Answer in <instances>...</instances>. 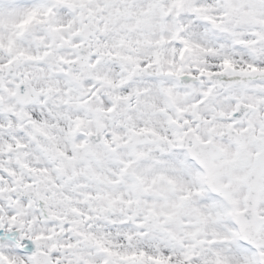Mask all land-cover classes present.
<instances>
[{
	"label": "snow or ice",
	"instance_id": "6c2138e0",
	"mask_svg": "<svg viewBox=\"0 0 264 264\" xmlns=\"http://www.w3.org/2000/svg\"><path fill=\"white\" fill-rule=\"evenodd\" d=\"M0 264H264V0H0Z\"/></svg>",
	"mask_w": 264,
	"mask_h": 264
}]
</instances>
